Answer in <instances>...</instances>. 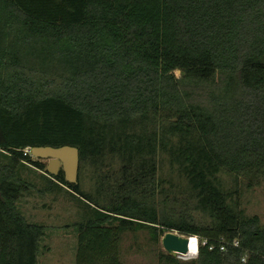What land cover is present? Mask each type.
<instances>
[{"label":"trees","instance_id":"trees-1","mask_svg":"<svg viewBox=\"0 0 264 264\" xmlns=\"http://www.w3.org/2000/svg\"><path fill=\"white\" fill-rule=\"evenodd\" d=\"M64 144L80 171L105 156L118 169L84 195L30 152ZM160 150L194 206L162 194ZM20 164L91 202L74 223L76 264H126V232L161 243L172 228L198 235L199 253L159 249L155 264H264L260 216L217 182L222 169L264 182V0H0V264H39L45 228L18 206L33 187Z\"/></svg>","mask_w":264,"mask_h":264},{"label":"rangeland","instance_id":"rangeland-1","mask_svg":"<svg viewBox=\"0 0 264 264\" xmlns=\"http://www.w3.org/2000/svg\"><path fill=\"white\" fill-rule=\"evenodd\" d=\"M157 159L158 179L161 189L165 190L162 194L176 192L182 203L190 198L193 201L190 206H194L193 189L178 165L172 162L169 153L160 150ZM45 161L48 163L47 159ZM118 166L119 162H113L110 156H105L96 164L84 161L79 176L84 195L85 192L96 193L99 175L102 172L111 173ZM17 173L33 186L19 199L20 210L26 220L45 228L40 244L39 264H76L78 232L74 223L94 216L91 202L32 165L20 164ZM217 182L233 199H238L247 215H259L264 226V182L248 187V179L236 178L226 169L218 173ZM170 207L178 211L186 210L185 204H172ZM193 211L198 220L205 218L198 210ZM159 249H163L162 244L154 242L147 229L128 231L124 235L122 258L126 264H155Z\"/></svg>","mask_w":264,"mask_h":264},{"label":"water","instance_id":"water-1","mask_svg":"<svg viewBox=\"0 0 264 264\" xmlns=\"http://www.w3.org/2000/svg\"><path fill=\"white\" fill-rule=\"evenodd\" d=\"M180 71L178 70V72ZM30 152L35 158L48 160L46 167L48 174L56 175L63 169L68 182H79L81 160L80 150L77 146L71 144L37 145L33 146ZM193 236L198 237V245L195 251H192L191 248ZM161 244L167 253L178 255L184 259L196 257L199 253L198 235H188L173 228L163 234Z\"/></svg>","mask_w":264,"mask_h":264},{"label":"bare ground","instance_id":"bare-ground-1","mask_svg":"<svg viewBox=\"0 0 264 264\" xmlns=\"http://www.w3.org/2000/svg\"><path fill=\"white\" fill-rule=\"evenodd\" d=\"M197 245H198V237L197 236H193L192 239H191V248H192V251H195L196 250Z\"/></svg>","mask_w":264,"mask_h":264},{"label":"built area","instance_id":"built-area-1","mask_svg":"<svg viewBox=\"0 0 264 264\" xmlns=\"http://www.w3.org/2000/svg\"><path fill=\"white\" fill-rule=\"evenodd\" d=\"M235 244H238V241H235ZM222 248H224V246Z\"/></svg>","mask_w":264,"mask_h":264}]
</instances>
